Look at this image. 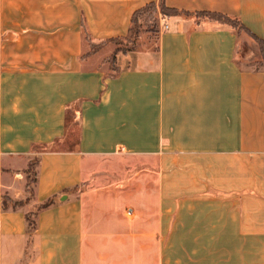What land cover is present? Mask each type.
<instances>
[{
	"label": "crops",
	"instance_id": "1",
	"mask_svg": "<svg viewBox=\"0 0 264 264\" xmlns=\"http://www.w3.org/2000/svg\"><path fill=\"white\" fill-rule=\"evenodd\" d=\"M159 1L0 0V264H264V0H163L155 49L83 56Z\"/></svg>",
	"mask_w": 264,
	"mask_h": 264
},
{
	"label": "rangeland",
	"instance_id": "2",
	"mask_svg": "<svg viewBox=\"0 0 264 264\" xmlns=\"http://www.w3.org/2000/svg\"><path fill=\"white\" fill-rule=\"evenodd\" d=\"M165 14L155 10L154 12L143 11L137 16L136 23L132 28V31H129L128 34L122 38L108 40L103 42L98 46L97 50L93 53H90L91 47L89 46L88 51H86L83 56L88 57L92 54L101 51L105 46H110L111 52H102L103 60L101 63H105L108 67L109 75L114 74L116 71H119L121 64V60L117 59L118 54H126L128 51L132 50H145V49H155L157 44V35L161 26L160 21L163 19ZM231 26V25H230ZM232 27V26H231ZM238 34H241L243 30L239 28L237 25L232 27ZM252 41L255 42L258 50L260 51V47L258 43L251 37ZM261 54V53H260ZM264 59L261 61H255L251 63L253 67L260 66L263 64ZM242 63H245L242 61ZM72 132H76L77 126L76 123H71ZM35 157H32L30 160L32 161L30 164L29 177L30 181L33 180L34 171H35ZM27 176V175H26ZM30 188H32V184H30ZM29 194L27 193V197ZM10 205V204H9Z\"/></svg>",
	"mask_w": 264,
	"mask_h": 264
},
{
	"label": "trees",
	"instance_id": "3",
	"mask_svg": "<svg viewBox=\"0 0 264 264\" xmlns=\"http://www.w3.org/2000/svg\"><path fill=\"white\" fill-rule=\"evenodd\" d=\"M157 9H158L159 12H161L162 14H165V15H176L177 13H179L175 9L167 8L164 5L163 0H160L158 3L151 2V3L147 4L146 6L140 8L139 10L134 12L132 20H131V27H130L129 31H132V28H133V26L136 23L137 16L140 13H143V11L154 12ZM198 15L201 16V17H207V18L216 20V21L221 22V23H226L228 25H231L232 27L237 25L242 30H245L244 26L237 19L230 18V17L225 16V15L220 14V13H216V12H201V13H198ZM82 29H83L84 39H85V41H87V43H89V45L91 47L90 53L95 52L97 50L98 46L101 45L103 42H100V43H97V44L92 43L91 40H90L89 34L86 31V28H85L84 24H82ZM245 31H247V30H245ZM248 33L258 43V45L260 47L261 57H262V59H264V41H262L261 39L257 38L252 33H250V32H248ZM115 39H117V38H115ZM255 68L257 69L258 66H256ZM117 73H118V71H116L114 73V75H116ZM31 162L32 161L30 160L29 163H28L27 169L25 171V173L27 175L26 176V179H27L26 191L29 194V196L26 198L27 201L30 200V198L33 195V185H34V182L36 181V177H37L36 170H35L34 171L33 180L30 181L29 170H30V164H32ZM34 165L36 167L37 158L35 159ZM30 184H32V188H30ZM52 204H53V200L52 199H48L44 203L36 206L34 212L26 214L27 230L29 232L34 229V226H35L34 216L36 215V212L41 210V209H45V208L49 207ZM22 205H23L22 201L12 200L11 198L6 197V196L3 197V200H2V209L3 210L8 209L9 207H11L12 209H16L18 207H21Z\"/></svg>",
	"mask_w": 264,
	"mask_h": 264
},
{
	"label": "built area",
	"instance_id": "4",
	"mask_svg": "<svg viewBox=\"0 0 264 264\" xmlns=\"http://www.w3.org/2000/svg\"><path fill=\"white\" fill-rule=\"evenodd\" d=\"M163 28H164V29H165V28H167V25H166V24H164Z\"/></svg>",
	"mask_w": 264,
	"mask_h": 264
}]
</instances>
